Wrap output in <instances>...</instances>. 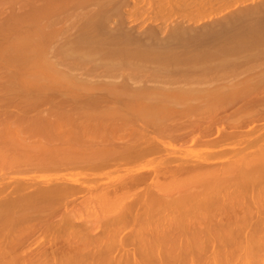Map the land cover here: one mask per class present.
<instances>
[{
    "label": "bare ground",
    "instance_id": "1",
    "mask_svg": "<svg viewBox=\"0 0 264 264\" xmlns=\"http://www.w3.org/2000/svg\"><path fill=\"white\" fill-rule=\"evenodd\" d=\"M113 1L0 0V264H264V0Z\"/></svg>",
    "mask_w": 264,
    "mask_h": 264
},
{
    "label": "rangeland",
    "instance_id": "2",
    "mask_svg": "<svg viewBox=\"0 0 264 264\" xmlns=\"http://www.w3.org/2000/svg\"><path fill=\"white\" fill-rule=\"evenodd\" d=\"M115 1H116V0H114L112 3H114ZM118 1H119V0H118ZM125 1H126V0H120V2H118V3H119L118 5H115V4H117V2H116V3L114 4V6H116V8H114V9L111 8V9L114 10V11H115V9L118 10V11H117V12H118V18H119V17H120V18L122 17V19H123L122 22H121V24L125 21L123 24H124V26H125V24H126V27H127V25H129V24L131 23L130 21H131V17H132V16H131V17H129L130 19H129V18L127 19V17L131 15V14L128 15V13L130 12V11H128V10H131L132 8L130 9V6L128 7V6H126V5L131 4V6H132V5H133L132 3H134L135 1H138V0H135L134 2H131V3H130V1H128V2H127V1L125 2ZM139 1H140V5L137 4V3H139V2H137V3L134 4V5H139L140 7H139V6H137V7H139V10H140V11H142V10H143L142 8L145 7V5H144V6L142 5V3L144 4L146 0H145V1L143 0L144 2H143L142 0H139ZM141 1H142V3H141ZM150 1H151V0H150ZM154 2H155L156 4L158 3L157 0H156V1L154 0ZM154 2H153V4H154ZM126 3H127V4H126ZM128 3H129V4H128ZM146 3H147V2H146ZM146 3H145V4H146ZM175 3L177 4V1H176ZM124 4H125V5H124ZM147 4H148V3H147ZM149 4H150L151 6H150ZM149 4H148L147 6H149V8H150V10H151L152 2H151V3L149 2ZM158 4H159V3H158ZM158 4H157V5H158ZM192 4H193V3H192ZM134 5H133V6H134ZM177 5H178V4H177ZM133 6H132V7H133ZM142 6H143V7H142ZM147 6H146V7H147ZM111 7H112V5H111ZM141 7H142V8H141ZM155 7H156V6L154 5V6L152 7V9L155 8ZM121 8H122V9H121ZM133 8H134V7H133ZM174 8H177V7H174ZM109 9H110V8H109ZM111 9H110V10H111ZM123 9H124V10H123ZM126 9H127V10H126ZM155 9H156V8H155ZM179 9H180V8H179ZM179 9H176V11L179 10ZM17 10H18V9H17ZM17 10H16V11H17ZM122 10H123V12H122ZM132 10H134V9H132ZM147 10H148V9H147ZM20 11H21V10H20ZM124 11H126V12H124ZM143 11H144V10H143ZM148 11H149V10H148ZM110 12H111V11H110ZM127 12H128V13H127ZM146 12H147V11H146ZM149 12H150V11H149ZM16 13L20 14L19 10H18ZM112 13H113V12H111L110 14H112ZM121 13H122V14H121ZM123 14H124V15H123ZM125 15H126V16H125ZM180 15H181L180 18H182L183 14H181V12H179V13L175 14L174 17H173L172 19H174V18H175V19H178V16H180ZM3 16L6 17V16H8V14L4 13V14H1V15H0V17H3ZM113 16H114V14L111 15V17H112V20L114 19L113 22H115V21H116V17H115V16L113 17ZM190 17H193V16H190ZM120 18H119V19H120ZM197 18H198V17H196V18H194V19H197ZM1 19H2V18H1ZM132 19H134V18H132ZM139 19H140V18H139ZM126 20H127V21H126ZM178 20H179V19H178ZM110 21H111V20H110ZM128 21H129V22H128ZM139 21H140V20H139ZM139 21H138V19H137V21L135 22V27H134V25L132 26V27H134L133 30H135V31H134L135 33H134V34H137V33H136L137 31L143 30V28H144V26H145V25H143V24H140L141 21H140V22H139ZM147 21H148V20H147ZM111 22H112V21H111ZM111 22H110V25H109V26H111V25L113 26V25H114V24H111ZM113 22H112V23H113ZM128 23H129V24H128ZM121 24H120V25H121ZM123 24H122V25H123ZM131 24H132V23H131ZM139 24H140V25H139ZM30 25H31V24H30ZM122 25H121L120 28H119V29H120V32H121V27H123ZM138 25H139V26H138ZM112 26H111V27H112ZM117 26H118V25H117ZM140 26L143 27V28L141 29ZM26 27H28V26H26ZM29 27H30V26H29ZM126 27H125V28H122V29H123V30H122L123 32H124V30H126ZM129 27H130V25H129ZM132 27H131V28H132ZM138 27H139V28H138ZM135 28H136V29H135ZM129 29H130V28H129ZM129 29H127V30L129 31ZM137 29H138V30H137ZM130 30H131V31H129V32L127 31V33L130 34V35H132V34H133V30H132V29H130ZM136 30H137V31H136ZM123 32H122V33H123ZM125 33H126V32H125ZM127 33H126V34L123 33V34L127 36ZM134 34H133V35H134ZM128 36H129V35H128ZM13 107H14V108H13ZM43 108H45V107H43ZM223 108H224V109H223ZM223 108L219 110V113L216 111V113H217L218 116H219L220 114H225V113H226L225 115H229V113L231 112V110H229V109H231V108H229V109L227 110L228 112L226 111L227 108H226V109H225V107H223ZM8 109H10V111H8ZM15 109H16V110H15ZM3 110H4V111H3ZM25 110H26V112H27V109H23V111H22V109L19 108V109L17 110V107L11 105L10 107H7V108H3V109L1 108V109H0V112H5V111H6L5 113L8 114L7 117L9 116V118H11V119H12V118L15 119V120L17 119L16 121L19 122L20 119L17 118V117H18V116L21 117L20 115H21L22 113H23V116L26 117V119L30 118L31 116H33V115L35 114L34 111H31V112H30L29 109H28V114L30 113V114L28 115V114L25 112ZM40 110H43V109H40ZM40 110H39V112H40ZM50 110H51V111H50ZM69 110H71V109L68 108V110H67V109H66V110H61V111H65V113L59 111V109H55V110H54V109H49L48 112H47V111H43V112L41 113V115H42V114H44V115H45V114H48L49 112H51V113H55V111H56V112L59 111L61 114H64V115H65V116H64L65 119H64V118H63V119H64L65 121H63V122H65V124H64V123H62V124H63L64 126H66V127H61V129L59 128L60 130L53 132V134H50V136H48V134H46L43 130H40V131H37V132H33V130L29 131V130H26V129H25V130H26L27 132H26L25 130H21L22 132H19V137H22V138H23V140H22L23 142L18 138L20 141H18V139H17L18 142L15 141V144H16V145L13 143V144L16 146L15 148H17L18 150H19V149H23V148H26V149L28 150V148H29V152H31L30 150H32L31 153L33 154V153L35 152L34 149L36 150L35 153H37L38 151H41V148L44 147V146H46V147H48V148H49V147H51V148H53V147H54V148H58V147H59V148H62V147H63L64 149H66L67 147H70V146H73V148H75L76 145H79V144H80L79 146H81V143H82V146H83V147H86V144H88L87 147H88V146H93L94 143H95L94 146L96 147V146H98V143H96V142H98V140H100V138H99L100 136H101V142H99V143H101V144L103 143L104 145H106V142H105V141H107V140H105L106 137H104L102 134L100 135V132H99V134H98L97 131H96L97 134H96L95 132H94L95 134L92 133L93 136H94V135H95V137L98 136V138H95V137H94V139H95L96 141L93 139V136H92V135L90 136V138H88V137H86V138L83 137L84 139L81 138V137H80V139L77 138V137H75V135H77L78 132L81 133V131H80V129L75 128V125H71V124L73 123V121H75L74 119H75V117H76V114H75V113H76V110H71V111H69ZM12 111H14V114H13ZM15 111H16V112H15ZM220 111H221V112H220ZM222 111H224V113H223ZM225 111H226V112H225ZM229 111H230V112H229ZM17 112H18L20 115H19ZM20 112H21V113H20ZM24 112L26 113L27 116L25 115ZM39 112H38V113H39ZM44 112H45V113H44ZM10 113L13 114L14 116L11 115ZM70 113H72V114L70 115ZM227 113H228V114H227ZM0 114H2V113H0ZM6 114H5V115H6ZM16 114H17V117L15 116ZM56 114H59V113H56ZM5 115H4V116H5ZM39 115H40V114H39ZM39 115H38V116H39ZM1 116H2V115H1ZM70 116H71V117H70ZM5 117H6V116H5ZM5 117H0V119H1V118H4V119H5ZM14 117H15V118H14ZM72 117H74V119H73ZM71 118H72L73 120H72ZM76 118H77V117H76ZM219 118H220V117H219ZM224 118H225V117H224ZM13 119H12V120H13ZM70 119H71V121H69ZM221 119H223L222 116H221ZM2 120H3V119H2ZM2 120H1V121H2ZM8 120H10V119H8ZM8 120H6V121H8ZM78 120H79V119H78ZM20 121H21V120H20ZM10 122H11V120H10ZM10 122H9V123H10ZM13 122H14V121H13ZM13 122H12V123H13ZM21 122H22V121H21ZM21 122H20V123H21ZM218 122H220V119H218ZM14 123H15V122H14ZM20 123H19V124H20ZM69 123H70V125H69ZM76 123H77V121H76ZM244 123H246V122H242V125H243ZM22 124H23V123H22ZM27 124H30V122L28 123V121H27ZM62 124H61V125H62ZM67 124H68V126H67ZM73 124H75V123H73ZM23 125H26V123L23 124ZM225 125H226V127L228 126L227 124H225ZM72 126H74L75 129H74ZM69 127H70V130H69ZM228 127H229V126H228ZM228 127H227V129L230 131L232 128L230 127V129H229ZM63 128L66 129V131L63 130ZM71 129H72V130H71ZM68 130H69V131H68ZM76 130H78V131H76ZM187 130H188V129H186V131H187ZM41 131L43 132V134H42ZM70 131H71V132H70ZM188 131H190V130H188ZM188 131H187V132H188ZM30 132H32V134H31ZM60 132H61L62 134H61ZM72 132H73V133H72ZM34 133H35V134H34ZM36 133H37V134H36ZM39 133H40V134H39ZM74 133H76V134H74ZM181 133H185V131H182ZM21 134H22V135H21ZM38 134H39V135H38ZM54 134H55L56 136H54ZM86 134H87V133H86ZM20 135H21V136H20ZM28 135H29V136H28ZM60 135H61V136H60ZM64 135H65V136H64ZM23 136H24V137H23ZM57 136H58V137H57ZM59 136H60V137H59ZM67 136H68V137H67ZM73 136H74L75 139L73 138ZM47 137H48V138H47ZM50 137H52V138H50ZM55 137H56V138H55ZM65 137H67V139H69V140H67ZM183 137H184V136H183ZM54 138H55V139H54ZM62 138H65L66 140H65V139H62ZM24 139H25V140H24ZM71 139H73V140H75V141H72ZM88 139H90V140H88ZM118 139H119V140H114L115 142L113 141L114 144H117V145L120 144V145H122V144H124V142H125V140H126V139H122V140H121V138H118ZM182 139H183V138H182ZM38 140H39V141H38ZM48 140H49V142H48ZM61 140H62V141H61ZM76 140H78V141H76ZM79 140H81V141L79 142ZM82 140H83V141H82ZM24 141H25V142H24ZM28 141H30V142H28ZM70 141H71V143H70ZM94 141H95V142H94ZM21 142H22V143H21ZM31 142H32V143H31ZM42 142H45V143H42ZM54 142H56V143H54ZM66 142H68V143H66ZM73 142H74V143H73ZM88 142H89V143H88ZM93 142H94V143H93ZM119 142H120V143H119ZM122 142H123V143H122ZM36 143H37V144H36ZM38 143H39V144H38ZM59 143H60V144H59ZM61 143H62V144H61ZM84 143H86V144H84ZM34 144H35V145H34ZM45 144H46V145H45ZM63 144H64V145H63ZM83 144H84L85 146H84ZM90 144H91V145H90ZM101 144H99V145H100V146H104L103 144H102V145H101ZM14 145H13V146H14ZM22 145H23V146H22ZM42 145H44V146H42ZM51 145H52V146H51ZM58 145H59V146H58ZM107 145H108V141H107ZM21 146H22V147H21ZM27 146H28V148H27ZM56 146H58V147H56ZM60 146H61V147H60ZM77 147H78V146H77ZM37 148H38V149H37ZM37 150H38V151H37ZM33 151H34V152H33ZM38 153H39V152H38ZM59 167H60V170H58V169H56L57 171L54 170L56 173H55L54 171H51V170H53L54 168H52L51 170H48V171H46V170H45V171H44V170H39V171H36V172H34V173H32V172L30 173L29 171H31V170H33V169H31L30 167H26V168H21L20 171H22V172H20L19 174H18V173H16V174H18L17 176H19L20 174L23 173V174L21 175V176H23V175H27V174H36V173H38V174H36V175H39V174L41 175V174H42V176H45V175H43V174H46V173H47L46 175H49V171H50V176H51V174H53V175H54V174L57 175V173L60 175L62 172H63V173L65 172L64 174H66L67 172L70 173V174H72V172H74V174H75L76 172H77V173H82V174H85V172H86V173H87V172H88V173L90 172V171H87V170H86V168H87L86 166H82V167H84V168L86 167L85 169H84V168L82 169V167H81V168L79 167L80 170L77 169V168H72V167H70L72 172H71L69 169H67L68 167H65V166H58L57 168H59ZM27 169H28V170H27ZM61 169H62V170L64 169L65 171H64V170L61 171ZM73 169H75V170H73ZM81 169H82L83 171H82ZM26 170H27L29 173H27ZM35 170H37V169H35ZM67 170H69V171H67ZM76 170H77V171H76ZM33 171H34V170H33ZM58 171H59V172H58ZM8 172H9V170H8ZM41 172H42V173H41ZM52 172H53V173H52ZM9 173H11V172H9ZM26 173H27V174H26ZM63 173H62V174H63ZM12 175H14V174L12 173ZM59 175H58V176H59ZM75 175H76V174H75ZM75 175H74V178H76V176H78V175H76V176H75ZM42 176H41L39 179L43 178ZM79 176H80V175H79ZM82 176H83V175H81L80 178H82ZM46 177H47V176H46ZM44 178H45V177H44ZM94 233H96V232H94Z\"/></svg>",
    "mask_w": 264,
    "mask_h": 264
}]
</instances>
